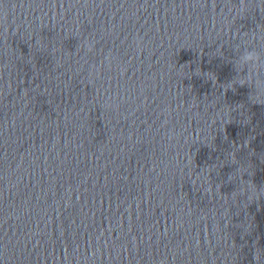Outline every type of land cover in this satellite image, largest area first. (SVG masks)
Segmentation results:
<instances>
[{
    "label": "water",
    "instance_id": "1",
    "mask_svg": "<svg viewBox=\"0 0 264 264\" xmlns=\"http://www.w3.org/2000/svg\"><path fill=\"white\" fill-rule=\"evenodd\" d=\"M243 3L0 0V264H264Z\"/></svg>",
    "mask_w": 264,
    "mask_h": 264
},
{
    "label": "clouds",
    "instance_id": "2",
    "mask_svg": "<svg viewBox=\"0 0 264 264\" xmlns=\"http://www.w3.org/2000/svg\"><path fill=\"white\" fill-rule=\"evenodd\" d=\"M246 11L245 4L241 0V5L236 9L237 15H243ZM255 39V35H253ZM139 43V41H137ZM238 65L237 75H242L243 80L251 85L253 80H255L256 89L258 94L264 95V79L261 78V73H264V57L257 51H245L239 58L236 60ZM246 72V75L244 74Z\"/></svg>",
    "mask_w": 264,
    "mask_h": 264
}]
</instances>
